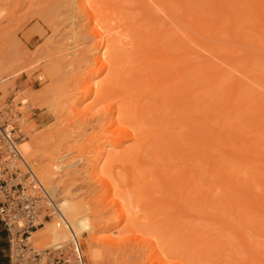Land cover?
<instances>
[{"label": "rangeland", "instance_id": "1", "mask_svg": "<svg viewBox=\"0 0 264 264\" xmlns=\"http://www.w3.org/2000/svg\"><path fill=\"white\" fill-rule=\"evenodd\" d=\"M71 1L0 0V77L6 78L1 84L5 92L0 91L2 115L11 114L17 119L24 132L22 142L34 135L46 137L50 144L46 150L61 157L57 164L60 175L68 173L62 176L64 187L75 199L89 201L100 210L108 200L105 188L86 172L101 150L105 106L112 96L124 97L130 89L141 101L138 126L153 136L156 154L152 157L145 153V160L137 168L135 158L123 157L121 148L105 143L99 167L105 159H112L114 173L129 182L141 180L139 170L148 173L157 169L161 181L167 183L166 191L153 176L154 185L147 186L151 195L137 201L142 214H146L137 226L157 231L165 243L188 253L198 264H264V38L253 37V33L264 36V28L257 27L256 13L261 8L256 10V0H241L244 9L237 3L244 11L236 19L242 25L236 32L237 22L233 23L232 18L237 10L231 7L237 6V0H119L111 15L117 21L125 17L131 45L115 53L113 72L96 77L98 85L106 84L105 99L101 101L95 96L85 98L79 85L95 65L90 61L79 68L74 55L78 57L93 44L85 36L95 27V15L99 14V22L102 13L94 12L88 18L86 9L81 12ZM146 1L151 5L149 10ZM218 2L223 9L214 8ZM194 24L205 33L197 32ZM246 27L252 37L244 30ZM239 29L245 36L239 35ZM162 45L176 60L188 53L192 59L179 81L166 80L163 92L153 93V80L141 72L145 65L133 63L131 57L145 53L160 58ZM197 65H201L200 73L190 71ZM124 68L128 72L121 75ZM253 72L257 78H247ZM109 76L112 79L107 81ZM195 76L201 77L199 81ZM188 90L194 91L191 98L195 102L189 99ZM73 97H81L75 106L70 104ZM78 111L83 112L81 116ZM126 145L131 147L133 143ZM182 183L187 185L190 204L181 214L174 205L182 197ZM192 187L194 192H190ZM165 196L170 198L168 204ZM101 216L100 220L112 223L117 212L110 210ZM154 223L160 231L151 227ZM125 226L123 223L117 229ZM89 238L78 237L87 264H92L87 251ZM131 242L124 249L101 244L95 247L107 264L146 261L149 252L143 253L141 245Z\"/></svg>", "mask_w": 264, "mask_h": 264}, {"label": "bare ground", "instance_id": "2", "mask_svg": "<svg viewBox=\"0 0 264 264\" xmlns=\"http://www.w3.org/2000/svg\"><path fill=\"white\" fill-rule=\"evenodd\" d=\"M244 1L245 3H247V0ZM71 2L70 4L72 5L76 3L80 11L86 9L88 18H90L92 15L94 16L96 12L102 13L101 14L102 16L99 17L100 19H98L99 22H96L99 14L95 15L96 16L95 27L90 28L88 35L85 36V38L88 39L89 41L90 40L94 41L92 44L93 46L92 45L90 47L87 46L86 49H83V51L80 52L78 57L74 55L75 57L74 62H76L79 65V68L86 67L90 61L95 65L94 69L87 76L84 77L83 81L80 82L79 85L83 90V94L85 98L95 96L97 101H101L102 99H105L106 84L103 83L101 85H98L95 79L96 77L99 76V74H102L105 71H110V73L113 72L114 70L113 59L115 53L118 50L122 48H126L128 45H131L130 31L127 29V22L124 21L125 20L124 16H122L117 21L111 15L112 12H114L113 5L115 3L118 4L119 0H73ZM238 2L240 6L237 4ZM218 4L220 3L219 2L217 4L214 3V6L217 5L214 8L217 9L221 6ZM235 4L237 6L234 5L233 7H231L234 8V10H237V12L235 11L233 16L234 18L236 15V18L234 19L232 18L233 23L237 22L236 20L237 17L238 19L239 17H242V15L240 14L241 12L244 11L243 6L245 5L244 2L241 0H237ZM256 4L257 6L255 5V7L256 8L258 7V9H256L257 11L261 8L259 13L258 14L256 13V15H258V18L257 16L255 17L258 19L257 27H261L262 29L264 28V8H262L264 7L262 6L264 5V0H256ZM145 5L146 8L148 7L147 9L149 10L150 9L149 7L151 6L150 3L146 1ZM246 5L249 6L250 4H246ZM238 6L243 9H240ZM248 6L245 7V9L248 8ZM226 7L224 10V15L226 12H228L226 11L228 10L226 9ZM87 8L89 9L87 10ZM94 12L95 14H92ZM220 15L221 14H219V16ZM91 22L92 21H90V23ZM238 22L234 24L236 25L234 26L235 28L233 27L235 29V32L237 31L236 28H240L242 26V25L240 26V23ZM248 24H250V22ZM254 26H256V24ZM192 27H195L194 29H196V31L198 30L202 33H205L203 32V30L200 28L199 25L196 27V24H194V26ZM246 29L247 27L244 30ZM235 32L233 31V33ZM247 34L250 35V33L248 32ZM253 34L254 36L253 35L252 36L256 38V40L259 38H264V36L262 37L260 36L262 35L261 33L260 35L258 33L257 36L255 35V33ZM239 35H242L241 32ZM185 36L186 37L184 38L187 40V38L189 37L187 35ZM252 36L250 35V37ZM184 38L183 40L185 41ZM178 42L179 41H177V44ZM159 52L163 55L160 58L145 53L142 54L141 57L140 56L134 58L131 57V61L133 63H142L145 65V68L144 69L142 68L141 72H143L142 75L147 74L153 80L154 83L153 93L163 92V90L166 88V86H164L166 80L168 81L170 79L171 80L176 79L179 81L182 78V76L185 74V70L188 67H190L189 65L192 59L189 57L191 55L188 53L185 55L180 54L181 55L180 59L176 60L174 57H171L169 55L166 47L163 45L160 47ZM180 63H184V66L178 65ZM2 68L3 65H0V71ZM200 68L201 65L192 66L190 68V71L197 73L199 71H202V69ZM234 70L240 72L238 67H234ZM127 72L128 70L124 68L122 69L121 75L126 74ZM215 72L217 71L215 70ZM245 75L246 73H243V76ZM256 75L257 74L253 72L247 74L246 76L247 78L250 77V79H252V77L257 78ZM259 76L260 75H258V78ZM136 78L138 77L136 76ZM199 78L201 77L199 76L197 77V79L196 78L195 79L198 80ZM107 79H108L107 81H110L112 79V76L107 77ZM121 80L122 79L120 76V79L117 82V87L119 86ZM5 81L6 78L0 77V91L2 92H5V87L1 86V84H3ZM213 82L215 83V80H213ZM230 83L233 85L232 82ZM176 89L179 90V86H177ZM188 92H189L188 96L191 102L193 101L195 102L194 98H191L194 91L188 90ZM136 96L137 94H134L133 91H131L130 89L126 90V96L124 97H121L119 95L112 96L111 102L107 105V107L105 106L104 108L105 115L101 113V115L105 116V120H106L103 127L104 134L99 137V140L101 142L100 143L101 150L97 152V155L93 159V162L89 164L90 168L87 169L86 172L91 176L92 180L95 183H98L99 185L105 188V196L108 198V200L103 202L104 206L100 208V210L94 209L95 206L91 204L89 201L79 200V199L77 200L71 196L69 190H67L64 187V180L62 179V176L64 175L68 176V173L64 175H60L61 171L57 167V164L59 163L61 157H55L54 153H49L46 150L50 147V144L47 141L46 137L36 136V135L30 136V134L27 133L31 138L28 137L30 138L29 140L23 141L20 144V150L24 157L27 156L30 159L31 162L30 164L33 166L36 175L38 176L39 179H40L39 175H41L42 180L41 179L40 180L44 184V186L50 192H52V194H55L57 196L58 201L60 203V207L66 218V223L68 225L67 227L66 226L57 227V225L54 222H50V221L45 222L44 226L31 232V235L28 239L31 244L44 246V247L56 245L68 241L70 239V234L72 232L75 233L77 237L87 236V235L90 236V238L88 239V243L87 242L86 243L88 244L87 251H89V259L92 261V264H107L106 260L102 259L99 249L95 247L96 244H101L109 248L122 247V249H124V247L127 244H129L131 241L137 242L139 246L141 245L142 247L140 246V248H142V250L144 249L142 251L143 253L144 252L146 253V251L149 252V255L147 256V260L141 262L140 264H198L197 261L194 260L188 253L179 250L170 243H165L162 240V236L159 235L157 231H154L149 228H140L137 226V224L141 222V219L146 217V214H142V209L140 207V204L137 203V201L140 200V198H142L144 195H151L150 187L147 188V186L148 184L151 185V187L154 185L153 176L157 177V179L161 181V177L157 174L158 173L157 169H153L148 173L139 170L138 173L139 176H141V180L138 182L137 181L129 182L128 178L125 177V181H123L114 173L113 171L114 160L107 158L105 159L104 162L105 164L103 165V167H99L101 160L104 159L105 152L104 150H102V147L104 146L105 143L111 144L114 148H121L123 150V154H122L123 157H128L129 159L135 158L134 161L136 163L137 168L138 166L142 165L141 160H145L144 158L145 153H147L148 156L150 155L152 157H154V155L156 154L155 150L152 147L153 136L149 133L144 132L138 126L139 121L136 119L139 114L141 101L136 100ZM80 98L78 99L75 97L71 98L70 104H72L73 106L77 105L79 103ZM179 100L180 98H177V101ZM217 110H219V108H217ZM82 113H80V111L77 112L79 116H81ZM64 128L67 129L65 126ZM56 136L60 137V135H56ZM129 142L133 143L131 147H127L126 145ZM80 156L81 155H76V157H80ZM166 175L167 177H169V174L167 172ZM188 175H187V180L190 185L191 181L190 179H188ZM183 178L184 177H182V179ZM160 184L161 187L166 188V191L168 190L167 183L165 181L164 182L161 181ZM131 186H134V188L131 189ZM186 186L187 185H184V183L181 184L179 192L181 193L182 197L177 198L178 203L174 205L175 207L177 206V208L178 207L180 208L181 214L183 213V210H185L190 204L189 197L186 194L188 193L186 192L187 190ZM248 187H250V185ZM190 190H192L190 192H194L195 187L194 190L193 187ZM238 192L240 193L239 190ZM237 194L238 193L236 192V195ZM172 195L176 196L175 193H173ZM203 197L202 199L205 200ZM169 199L170 198L166 197L165 199L166 204H168V202L170 201ZM245 200H247V198ZM242 201H244V199H242ZM170 205L173 206L172 204ZM248 207L251 208V205H247V208ZM110 210L117 212L116 219L112 223H107L104 220L103 221L100 220V218H102L101 215L104 214L106 211H110ZM123 223H126L125 228L121 230L117 229ZM151 227H156L157 230L160 231V227L156 223H154ZM105 232H109V234L107 233L105 234ZM237 232L239 233V231ZM239 234L243 240L245 239L244 241L247 240L244 236V233L241 232V230ZM117 250L118 249H116V251ZM221 261H225V260L222 259Z\"/></svg>", "mask_w": 264, "mask_h": 264}, {"label": "built area", "instance_id": "3", "mask_svg": "<svg viewBox=\"0 0 264 264\" xmlns=\"http://www.w3.org/2000/svg\"><path fill=\"white\" fill-rule=\"evenodd\" d=\"M16 122L13 115L0 112V220L10 236V264H87L75 233L48 247L29 242L31 232L45 222L68 225L57 196L23 156L24 132Z\"/></svg>", "mask_w": 264, "mask_h": 264}, {"label": "crops", "instance_id": "4", "mask_svg": "<svg viewBox=\"0 0 264 264\" xmlns=\"http://www.w3.org/2000/svg\"><path fill=\"white\" fill-rule=\"evenodd\" d=\"M0 264H10V236L0 220Z\"/></svg>", "mask_w": 264, "mask_h": 264}]
</instances>
